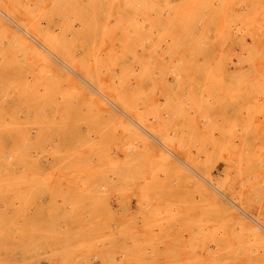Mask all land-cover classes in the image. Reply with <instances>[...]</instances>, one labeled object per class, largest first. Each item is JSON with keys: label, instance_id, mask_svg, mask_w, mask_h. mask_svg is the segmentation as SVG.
<instances>
[{"label": "rangeland", "instance_id": "rangeland-1", "mask_svg": "<svg viewBox=\"0 0 264 264\" xmlns=\"http://www.w3.org/2000/svg\"><path fill=\"white\" fill-rule=\"evenodd\" d=\"M0 22V264H264V0Z\"/></svg>", "mask_w": 264, "mask_h": 264}, {"label": "bare ground", "instance_id": "bare-ground-1", "mask_svg": "<svg viewBox=\"0 0 264 264\" xmlns=\"http://www.w3.org/2000/svg\"><path fill=\"white\" fill-rule=\"evenodd\" d=\"M12 15H14V16H17V12L15 13V14H12ZM0 23H2V22H0ZM101 45V43L99 44V48L98 49H100V46ZM99 51V50H98ZM101 106H102V104L101 103H99ZM104 107V106H103ZM142 107V106H141ZM137 108H139V107H137ZM104 110H105V108H104ZM108 110V109H107ZM137 110V109H136ZM103 111V110H102ZM111 110H109V111H107L108 113L110 112ZM135 111V110H134ZM104 112V111H103ZM106 112V111H105ZM138 112V113H137ZM135 113L136 114H139V113H141V112H139V111H135ZM141 116V115H140ZM197 153V152H196ZM199 156V155H198ZM207 156V155H206ZM208 158V157H207ZM209 159V158H208ZM195 159H193V161L192 162H194L195 163V161H194ZM208 161V160H207ZM207 161H204V163L205 162H207ZM208 163V162H207ZM196 164H197V162H196ZM206 164V163H205ZM209 164V163H208ZM198 165V164H197ZM194 166H196V165H194ZM203 165H201V167H202ZM208 165H206V167H207ZM199 167H200V165H199ZM198 167V168H199ZM201 167L199 168L201 171L203 170V168L201 169ZM196 168V167H195ZM199 170V171H200ZM204 170H205V168H204ZM207 170V169H206ZM209 172H210V170H209ZM205 173H207V172H205ZM204 174V173H203ZM202 175V174H201ZM207 175H208V173H207ZM209 176H210V173H209ZM208 176V177H209ZM205 179H206V177H205ZM210 179V178H209ZM209 179H208V181H209ZM207 190H209L208 188H207ZM210 191V190H209ZM207 194V193H206Z\"/></svg>", "mask_w": 264, "mask_h": 264}]
</instances>
